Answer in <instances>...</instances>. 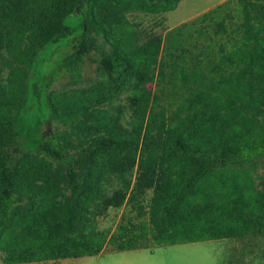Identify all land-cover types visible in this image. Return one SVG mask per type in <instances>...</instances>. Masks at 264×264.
<instances>
[{"label": "trees", "instance_id": "1", "mask_svg": "<svg viewBox=\"0 0 264 264\" xmlns=\"http://www.w3.org/2000/svg\"><path fill=\"white\" fill-rule=\"evenodd\" d=\"M179 1L0 0L4 264L91 256L106 244L127 250L227 237L264 242V192L247 183L250 169L264 166V0H236L242 14L236 44L219 53L212 76L194 77L168 117L154 109L148 85L160 38L138 41L126 14H158ZM217 26L214 32L222 22ZM76 35L60 66L95 52L103 79L51 96L44 74L42 84L35 81L40 53ZM125 91L129 126L104 107ZM45 119L62 132L42 138ZM245 165L246 184L236 171ZM134 169L132 181L126 174ZM115 178L120 188L105 195ZM146 189L152 193L146 224L120 223L112 233L97 228L100 209Z\"/></svg>", "mask_w": 264, "mask_h": 264}, {"label": "rangeland", "instance_id": "2", "mask_svg": "<svg viewBox=\"0 0 264 264\" xmlns=\"http://www.w3.org/2000/svg\"><path fill=\"white\" fill-rule=\"evenodd\" d=\"M203 14L206 15L203 20L195 21ZM126 16L138 35V41L151 35H158L160 38L159 66L155 68L154 79L148 85L152 92L154 109L161 110L168 117L187 95L195 76L214 74L213 65L218 60L219 53L236 44L239 37L238 26L242 19L236 0H180L176 8L170 11L158 14L133 11ZM74 18L73 15L69 16L66 21L70 22ZM218 22H222L223 28L214 32ZM79 40L80 37L76 35L60 40L52 52L49 47L42 49L36 64L37 67L43 62L40 69L42 72L36 75L35 81L42 84L44 74L51 96L83 91L103 79L96 70L94 58L98 54L95 52L76 65L60 66L61 58L74 50ZM127 95L128 92L125 91L110 106L104 105L114 113L117 112L125 126H129L131 117ZM62 130L57 121L45 119L41 135L44 138L53 133H61ZM11 150L16 152L19 149L13 147ZM245 169L246 165L237 167L236 171L240 181L246 184ZM135 175V169L130 175L126 174L132 181ZM247 181L251 182L256 191L264 192V166L261 163L250 169ZM120 184L116 178L106 184L105 195H111L120 188ZM151 194V190L146 189L133 196L131 201L125 199L117 207H103L94 216L97 228L112 233L120 223L146 224ZM263 243L259 238L245 237L236 240L227 237L127 250H115L106 244L96 255L20 264H264V246L260 247ZM0 264H4L1 259Z\"/></svg>", "mask_w": 264, "mask_h": 264}, {"label": "crops", "instance_id": "3", "mask_svg": "<svg viewBox=\"0 0 264 264\" xmlns=\"http://www.w3.org/2000/svg\"><path fill=\"white\" fill-rule=\"evenodd\" d=\"M54 261V260H53ZM41 262H43V261H41ZM29 263V262H28ZM51 263V262H50ZM17 264H20V263H17Z\"/></svg>", "mask_w": 264, "mask_h": 264}]
</instances>
